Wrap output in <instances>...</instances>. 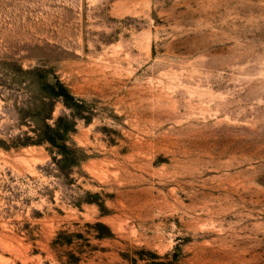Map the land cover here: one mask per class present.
Returning a JSON list of instances; mask_svg holds the SVG:
<instances>
[{
  "label": "rangeland",
  "instance_id": "obj_1",
  "mask_svg": "<svg viewBox=\"0 0 264 264\" xmlns=\"http://www.w3.org/2000/svg\"><path fill=\"white\" fill-rule=\"evenodd\" d=\"M0 264H264V0H0Z\"/></svg>",
  "mask_w": 264,
  "mask_h": 264
}]
</instances>
